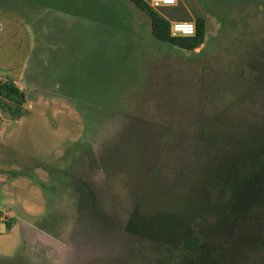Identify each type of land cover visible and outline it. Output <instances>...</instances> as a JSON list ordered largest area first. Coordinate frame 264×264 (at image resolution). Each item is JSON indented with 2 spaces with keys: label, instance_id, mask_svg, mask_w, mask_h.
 <instances>
[{
  "label": "rangeland",
  "instance_id": "obj_1",
  "mask_svg": "<svg viewBox=\"0 0 264 264\" xmlns=\"http://www.w3.org/2000/svg\"><path fill=\"white\" fill-rule=\"evenodd\" d=\"M152 8L0 0V264H264V0Z\"/></svg>",
  "mask_w": 264,
  "mask_h": 264
},
{
  "label": "trees",
  "instance_id": "obj_2",
  "mask_svg": "<svg viewBox=\"0 0 264 264\" xmlns=\"http://www.w3.org/2000/svg\"><path fill=\"white\" fill-rule=\"evenodd\" d=\"M137 7L148 11L152 23V35L155 39L177 46L187 51H193L205 42L206 37V19L196 17V34L193 37H172L170 34V20L161 13L154 10L145 0H129ZM168 14L170 13L167 11ZM178 21L188 22L190 19L185 15H175ZM22 91L13 83H0V100L5 98L12 102L20 104ZM16 112H19L17 109ZM10 229V227H9Z\"/></svg>",
  "mask_w": 264,
  "mask_h": 264
},
{
  "label": "built area",
  "instance_id": "obj_3",
  "mask_svg": "<svg viewBox=\"0 0 264 264\" xmlns=\"http://www.w3.org/2000/svg\"><path fill=\"white\" fill-rule=\"evenodd\" d=\"M178 0H151L154 8L175 6ZM172 37H193L196 34V24L192 22L170 21Z\"/></svg>",
  "mask_w": 264,
  "mask_h": 264
}]
</instances>
